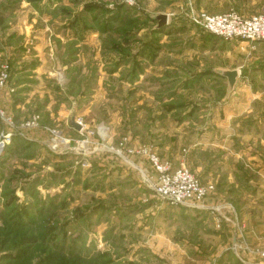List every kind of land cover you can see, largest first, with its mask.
Returning <instances> with one entry per match:
<instances>
[{"label":"rangeland","instance_id":"obj_1","mask_svg":"<svg viewBox=\"0 0 264 264\" xmlns=\"http://www.w3.org/2000/svg\"><path fill=\"white\" fill-rule=\"evenodd\" d=\"M193 13L264 17V1L0 0V76L8 67L9 77L0 110L14 127L0 119V142L16 134L0 154V264L264 262L252 230L264 180L235 161L236 177L209 182L204 148L196 146L199 159L187 149L204 147L206 128L233 98L220 69H237L241 43L264 40L223 39ZM240 90L264 92V83ZM21 97L30 102L18 112ZM256 103L264 109V96ZM33 118L37 127L24 129ZM252 149L264 170V147ZM145 150L212 187L205 201L160 197ZM226 248L232 257L216 258Z\"/></svg>","mask_w":264,"mask_h":264},{"label":"crops","instance_id":"obj_2","mask_svg":"<svg viewBox=\"0 0 264 264\" xmlns=\"http://www.w3.org/2000/svg\"><path fill=\"white\" fill-rule=\"evenodd\" d=\"M238 48L240 55L243 56V59L239 63H242L243 68L241 69V67L238 66L239 64L236 65L238 78L233 98L235 97L236 100L247 95V98L251 99L252 102H247L246 104L241 103L240 105L234 107L231 103V101L234 103V99L232 98L231 101L226 103V106H222L221 121L214 123L211 129L206 128L207 138L205 139L206 141L204 143V147H202L201 144L194 143L193 141H191V143L189 142V146L187 147L189 152V159L192 156L195 157V159H199V154L201 152L196 146H200V149L204 148L205 179H208L209 182L214 181L217 185L220 184L222 180H232L233 177H236L238 171L235 170L233 165L235 161H244V166L246 169L245 171L247 172L249 171V166H252V168L250 169L254 173V178H262L264 180V170H261L260 161L256 162L257 160H255L256 157L254 155H248V152L253 153L252 148L264 147V109L257 108L258 103H256L257 99H260L264 96V92L252 93L245 90H240L242 83H264V42H257L255 44L243 42ZM242 51L244 53H242ZM244 67L250 68L244 69ZM221 70L223 71L234 69L222 68L220 69V71ZM246 70L249 71L246 72ZM23 73L24 72H19V77ZM220 77L224 81H227V79L223 78L222 76ZM20 84L21 83L17 85L20 87ZM247 92L252 94L250 95ZM1 95L4 94L0 93V96ZM26 95L27 94H24V96ZM16 101L17 102L13 101V107L14 110L18 112L24 111L26 108H28L30 102L28 98L25 99L22 97L19 98V101ZM251 103H253L252 107ZM2 104L4 105L5 103ZM6 107L8 106L6 105ZM250 116H253V118H249ZM223 130H225L227 133ZM218 136L221 137L219 140H217ZM178 141L179 142L177 148L178 150H180L182 148L181 138ZM199 161L200 160H196L195 162L197 166ZM255 162L256 166H254ZM218 193L220 194L225 192L221 191L219 188V192H217V194ZM256 193H258V197L254 199V208H257L253 212L254 215L252 230L256 239H258L257 243L263 244L264 187ZM217 257H219L220 260H224L227 258H231L232 254L231 251L226 248L218 251L216 258ZM261 264H264V262H261Z\"/></svg>","mask_w":264,"mask_h":264},{"label":"built area","instance_id":"obj_3","mask_svg":"<svg viewBox=\"0 0 264 264\" xmlns=\"http://www.w3.org/2000/svg\"><path fill=\"white\" fill-rule=\"evenodd\" d=\"M191 20L199 25L206 32L212 33L226 40H247V41H263L264 40V17H253L243 19L235 13L222 15L195 14L190 17ZM8 67H3L0 76V88L7 82ZM0 119L7 121L14 129L10 120H6L3 112L0 110ZM37 127V118H33L30 122H26L23 128L33 129ZM12 129V130H13ZM8 131L2 135L0 142V154L12 144L16 134L14 131ZM67 143V142H62ZM67 148L68 146H64ZM148 154L149 151L145 150ZM149 159L154 168L160 172L159 181L155 187L160 197L166 199L174 205H190L198 206L200 202L205 201L212 187L203 186L199 180L191 174L187 169L171 171L170 166L160 160V158L150 153ZM236 245L233 251L237 252ZM239 249V248H238ZM254 255L264 258V246L254 251Z\"/></svg>","mask_w":264,"mask_h":264},{"label":"water","instance_id":"obj_4","mask_svg":"<svg viewBox=\"0 0 264 264\" xmlns=\"http://www.w3.org/2000/svg\"><path fill=\"white\" fill-rule=\"evenodd\" d=\"M156 19L158 20L159 29L164 28L168 23V17L166 15H160ZM219 75L227 79L229 91L232 92L237 83L238 72L236 70H221ZM70 125L72 128H75L78 131L81 130V126L75 121L74 118L71 119Z\"/></svg>","mask_w":264,"mask_h":264},{"label":"trees","instance_id":"obj_5","mask_svg":"<svg viewBox=\"0 0 264 264\" xmlns=\"http://www.w3.org/2000/svg\"><path fill=\"white\" fill-rule=\"evenodd\" d=\"M18 139H20V138H18Z\"/></svg>","mask_w":264,"mask_h":264}]
</instances>
